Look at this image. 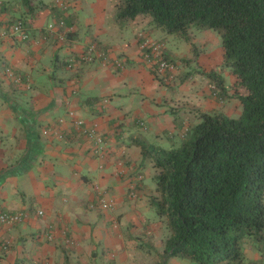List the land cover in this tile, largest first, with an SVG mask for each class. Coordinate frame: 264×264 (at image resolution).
I'll return each instance as SVG.
<instances>
[{
    "label": "crops",
    "instance_id": "1",
    "mask_svg": "<svg viewBox=\"0 0 264 264\" xmlns=\"http://www.w3.org/2000/svg\"><path fill=\"white\" fill-rule=\"evenodd\" d=\"M68 1L60 9L44 0L31 16L20 1L0 0V33L16 17L27 20L29 33L27 40L9 31L0 36V213L27 214L17 224L0 223V264H194L165 257L168 232L150 205L155 170L139 165L145 155L138 141L170 148L201 111L233 110L208 96L204 84L194 86L210 80L203 72L201 80L191 73L186 80L175 71L169 86L155 77L139 37L152 35L150 17L119 23L118 0H101L83 29L82 5ZM91 44L100 53L93 62L66 65ZM167 49L177 62L173 47ZM71 110L104 133L101 156ZM244 247L243 264H264L250 243Z\"/></svg>",
    "mask_w": 264,
    "mask_h": 264
},
{
    "label": "trees",
    "instance_id": "2",
    "mask_svg": "<svg viewBox=\"0 0 264 264\" xmlns=\"http://www.w3.org/2000/svg\"><path fill=\"white\" fill-rule=\"evenodd\" d=\"M21 3L31 16L45 6L44 0ZM55 4L60 9L69 7V1L66 8ZM140 15L150 17L153 25L167 33L181 36L196 54L193 32L218 31L223 65L234 79L229 87L224 72H202L213 82L212 93L218 100L237 99L241 110L239 116L201 111L200 120L186 126L180 141L170 148L138 141L143 154L153 159L156 189L150 205L168 232L165 257L200 264H243L244 245L250 243L264 261V0L117 1L119 23ZM13 19L9 29L19 22L26 29V19ZM139 37L142 44L151 35L140 33ZM159 43L165 47L160 56L176 65L167 44ZM147 51L152 53V49ZM157 59L150 55L155 77L172 81L173 74H157Z\"/></svg>",
    "mask_w": 264,
    "mask_h": 264
},
{
    "label": "rangeland",
    "instance_id": "3",
    "mask_svg": "<svg viewBox=\"0 0 264 264\" xmlns=\"http://www.w3.org/2000/svg\"><path fill=\"white\" fill-rule=\"evenodd\" d=\"M18 2L21 0H17ZM78 4H81L82 6L78 7V13L81 17V24H82V28L84 29V27H86L87 25V21L89 19V17L91 18H95L98 16L99 12L96 11V7L95 4L98 5V3L101 0H84V3L81 2V0H75ZM22 4V3H21ZM98 8V7H97ZM116 8V7H115ZM112 12V9L111 11ZM148 27L150 25H147ZM148 29H150L151 32V39L157 42H161L164 41L167 46H172L173 50L177 53V55L179 57H177V62L176 64L177 66V70L176 73L178 72L181 74L184 73H191L192 75H197V79L201 80L200 78L202 77V71H209L211 69L213 70H217L219 72H224V76L225 79L227 80V85L230 87V84L233 81V77L231 75H227V71H229L228 68H226V66L223 65V61H224V56H223V40H222V36L219 34L218 31L214 30V29H208V30H204V31H200V30H196L195 32H193V36H194V42L197 45V54L196 51H194L191 47V43L187 42L185 39H183L181 36L176 35V34H170L167 33L166 31H164L163 29L156 27L155 25H153V27H149ZM149 31V32H150ZM97 51H95L92 55V59L88 60L87 62H93L96 58L97 55ZM144 54V53H143ZM123 61H126V58H122ZM82 62L79 63V65H81ZM227 75V76H226ZM177 76V75H176ZM181 80L180 77H178V81ZM186 80H188V78H186ZM175 81V80H174ZM202 81V80H201ZM200 81V82H201ZM165 82L167 83V85L170 83L168 81V79H165ZM195 82L194 80V86L196 85H202L207 89L206 94L208 96H212V86H213V82H211L210 80L206 79L204 80V83L202 81V83ZM169 86V85H168ZM202 86V87H203ZM192 87L188 88L187 90H191ZM214 96V95H213ZM212 98V97H210ZM205 98H202V100H200V105L197 103V105L202 108L205 109L204 107L206 106L205 104ZM225 103L224 105H226V107H231L233 112L231 113L232 115H237L240 112V103L237 99H228V100H224ZM223 105V104H222ZM223 105V106H224ZM220 108V106H219ZM140 139L142 140V137H140ZM156 142H153L152 144H155ZM144 155V154H143ZM150 158V159H148ZM152 163V164H151ZM144 165L145 167H147L149 169H153V159L151 157H145L143 156L141 160H139V165ZM151 185L152 188L156 189V183L154 179H151ZM252 249H256V245H251ZM194 264H200V263H194ZM215 264H229V262H219V263H215Z\"/></svg>",
    "mask_w": 264,
    "mask_h": 264
},
{
    "label": "built area",
    "instance_id": "4",
    "mask_svg": "<svg viewBox=\"0 0 264 264\" xmlns=\"http://www.w3.org/2000/svg\"><path fill=\"white\" fill-rule=\"evenodd\" d=\"M58 5L60 7H67V1L68 0H56ZM64 23L63 20L60 21V24L62 25ZM24 25L19 22L13 24V26L8 30L12 36L19 37L20 39L27 40L29 38V34L26 31V29L23 27ZM7 30L0 33V36L6 35L9 33ZM62 39H65L66 36L62 35ZM147 49H152V53H149ZM165 49L164 44L159 43L157 41L152 40L150 37L146 38V40L141 44V50H143L145 58L150 61V55L156 56L158 59V66L156 67L157 74L163 77H167L168 75L173 76L176 71V65L174 63L168 62V60L161 57V53ZM97 51L98 48L96 44H91L85 52H82L78 54L77 56H72L69 58V64L68 67H72L73 65L80 63V62H87L88 60L92 59L93 53ZM100 54V53H99ZM8 74L12 75L11 70H8ZM173 74V75H172ZM15 80L18 82L20 78L15 77ZM70 117L72 118L73 122L76 124L77 127H79L82 131V133L93 142V152L97 154L98 156H101L103 154V151L105 150V135L101 130L99 129L98 124L93 123L90 126L86 124V121L83 118H79L76 116V113L71 110L69 112ZM63 121V120H61ZM58 135L60 138L63 136L60 131L55 129H44L45 134H49L51 131ZM101 205L104 208H110L113 203L111 200H108L106 198H101ZM38 213L41 215L43 214L42 210H39ZM27 214L24 212H1L0 213V223L6 224V225H13L17 224L24 220ZM3 247H5L6 243H1Z\"/></svg>",
    "mask_w": 264,
    "mask_h": 264
}]
</instances>
